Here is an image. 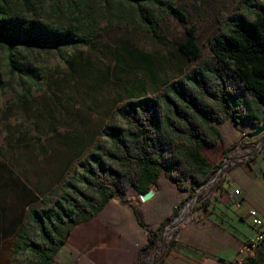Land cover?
Masks as SVG:
<instances>
[{
    "label": "rangeland",
    "instance_id": "obj_1",
    "mask_svg": "<svg viewBox=\"0 0 264 264\" xmlns=\"http://www.w3.org/2000/svg\"><path fill=\"white\" fill-rule=\"evenodd\" d=\"M29 1V17L72 32L79 41L46 50L0 49V264H38L31 245L21 249L29 241L43 244L28 218L30 213L46 211L54 199L81 198L87 192L84 167L93 154L104 156L112 149L104 132L116 108L129 101L155 99L181 79L197 63L178 48L187 30L194 31L201 58H205L209 40L221 32L225 17L241 11L243 0H161L140 5L121 0ZM14 55L21 58V67L37 70L32 86L25 75H9L7 64ZM116 123L127 130L119 117ZM262 124L264 117L259 118ZM253 131L230 121L220 125V139L200 150L217 167L209 177L216 183L206 182L202 187L207 188L197 190L175 210L141 264L161 261L182 228L198 221L192 213L198 201L223 182L229 156L240 160L248 152L260 151L264 132L253 146L247 137ZM123 200L141 203L139 195ZM251 225L254 228L252 219ZM251 238L231 264H246L250 259L264 262V243L248 250ZM67 252L61 245L51 264H65L67 257L74 256ZM73 252L78 257L82 254L78 249Z\"/></svg>",
    "mask_w": 264,
    "mask_h": 264
},
{
    "label": "trees",
    "instance_id": "obj_2",
    "mask_svg": "<svg viewBox=\"0 0 264 264\" xmlns=\"http://www.w3.org/2000/svg\"><path fill=\"white\" fill-rule=\"evenodd\" d=\"M121 1L140 5L161 0ZM31 5L29 0L14 4L0 0V49L46 50L79 41L72 32L29 17ZM241 5V11L225 17L221 32L209 40L205 58H201L194 31L187 30L178 48L197 63L181 79L166 86L155 99L129 101L116 108L104 132L112 149L104 156L93 154L84 167L87 192L81 198L54 199L46 211L30 213L28 218L43 244L29 241L21 249L31 245L38 264H51L71 229L92 218L107 201L146 193L162 172L177 186L189 185V196H193L217 169L200 150L220 139V125L230 121L254 131L258 128L259 118L264 117V0H243ZM170 11L183 18L178 10ZM20 60L18 55L9 57V75H25L32 86L37 70L21 67ZM118 117L127 130L117 126ZM159 234L153 236L148 248ZM246 264L264 262L250 259Z\"/></svg>",
    "mask_w": 264,
    "mask_h": 264
},
{
    "label": "crops",
    "instance_id": "obj_3",
    "mask_svg": "<svg viewBox=\"0 0 264 264\" xmlns=\"http://www.w3.org/2000/svg\"><path fill=\"white\" fill-rule=\"evenodd\" d=\"M259 139L248 143L255 146ZM226 161L223 182L211 188L192 213L198 221L182 228L157 264H231L254 231L248 212L254 210L264 223V143L260 151ZM153 187L156 192L147 202L110 199L92 218L71 229L63 247L74 256L65 264H141L153 236L190 200V186H177L166 172Z\"/></svg>",
    "mask_w": 264,
    "mask_h": 264
},
{
    "label": "built area",
    "instance_id": "obj_4",
    "mask_svg": "<svg viewBox=\"0 0 264 264\" xmlns=\"http://www.w3.org/2000/svg\"><path fill=\"white\" fill-rule=\"evenodd\" d=\"M213 183H216V179H211L208 184H213ZM234 195H238V192L237 191L234 192ZM248 214L249 217L252 219V224L255 228L253 236L250 240V245L248 246V250L253 251L254 249H256L257 247H259L261 244L264 243V228H263L262 220L258 218L257 213L254 210H250ZM168 228H170V226ZM165 231H167V228ZM170 231H168V233Z\"/></svg>",
    "mask_w": 264,
    "mask_h": 264
},
{
    "label": "water",
    "instance_id": "obj_5",
    "mask_svg": "<svg viewBox=\"0 0 264 264\" xmlns=\"http://www.w3.org/2000/svg\"><path fill=\"white\" fill-rule=\"evenodd\" d=\"M264 132V124L260 125L254 132L249 134L247 137L249 139L256 138L260 136ZM155 194V190L153 188H150L146 193L140 194L139 199L141 202H146L150 200Z\"/></svg>",
    "mask_w": 264,
    "mask_h": 264
}]
</instances>
